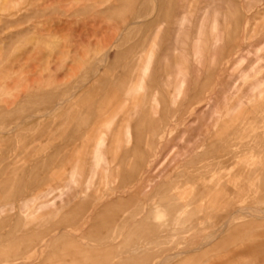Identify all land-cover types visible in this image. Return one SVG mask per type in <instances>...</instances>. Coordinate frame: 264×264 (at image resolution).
Wrapping results in <instances>:
<instances>
[{"label":"rangeland","instance_id":"rangeland-1","mask_svg":"<svg viewBox=\"0 0 264 264\" xmlns=\"http://www.w3.org/2000/svg\"><path fill=\"white\" fill-rule=\"evenodd\" d=\"M258 83L264 0H0V264H264Z\"/></svg>","mask_w":264,"mask_h":264},{"label":"bare ground","instance_id":"bare-ground-1","mask_svg":"<svg viewBox=\"0 0 264 264\" xmlns=\"http://www.w3.org/2000/svg\"><path fill=\"white\" fill-rule=\"evenodd\" d=\"M264 86V83H258L255 87H254V90L253 91H259L261 90V88ZM182 88H183V85L180 87L179 89V93L182 92ZM180 95V94H179ZM1 114V113H0ZM12 131V130H11ZM7 133L10 134V131H8ZM105 146H106V138L105 136H101L97 142H96V145L94 146V150H93V161H94V168L93 170L91 171V174L89 175L87 181H86V187L87 188H90L92 185V182H93V179L95 178L96 174H97V171L103 166L106 164V161H105V153H104V149H105ZM63 167V166H62ZM77 172H78V169L77 167H74L71 169L70 173H69V176H68V179L65 183V185L63 187H58L56 188L55 190H53L52 192H49L47 193L45 196H49L51 194H53L55 191H58L60 193V195L63 194V190L65 189H68L74 182H75V179H76V176H77ZM95 180V179H94ZM50 189V188H49ZM53 204V203H52ZM28 203H24L22 206L25 207L27 206ZM44 206H41L39 207V209H42ZM12 208V207H11ZM248 212V211H246ZM258 214V213H257ZM251 215V214H250ZM71 218V217H70ZM221 235V234H220ZM219 236V235H218ZM212 239V238H211ZM205 247V246H203ZM164 264V263H163Z\"/></svg>","mask_w":264,"mask_h":264}]
</instances>
